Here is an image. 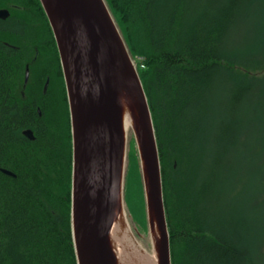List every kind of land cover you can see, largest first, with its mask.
<instances>
[{
  "label": "trees",
  "instance_id": "16d2710c",
  "mask_svg": "<svg viewBox=\"0 0 264 264\" xmlns=\"http://www.w3.org/2000/svg\"><path fill=\"white\" fill-rule=\"evenodd\" d=\"M105 2L147 98L171 264H264V0ZM25 7L42 11L39 0H0ZM5 35L24 36L0 32V264H76L65 107L47 100L42 138L20 140L35 108L12 96L26 49ZM134 146L124 199L145 233Z\"/></svg>",
  "mask_w": 264,
  "mask_h": 264
},
{
  "label": "water",
  "instance_id": "95a60500",
  "mask_svg": "<svg viewBox=\"0 0 264 264\" xmlns=\"http://www.w3.org/2000/svg\"><path fill=\"white\" fill-rule=\"evenodd\" d=\"M39 2L56 43L67 96L76 264H171L151 114L136 64L105 0ZM7 16L0 9V18ZM129 134L138 156L150 250L136 238L124 211ZM115 224L118 243L111 238Z\"/></svg>",
  "mask_w": 264,
  "mask_h": 264
},
{
  "label": "flooded vegetation",
  "instance_id": "af4514ba",
  "mask_svg": "<svg viewBox=\"0 0 264 264\" xmlns=\"http://www.w3.org/2000/svg\"><path fill=\"white\" fill-rule=\"evenodd\" d=\"M0 9L8 11L7 17L0 18V32H21L24 35L20 42L13 41L15 39H11L9 35L4 37L17 44L22 43L23 48L26 49L22 53L25 59L16 90L13 91L12 96L23 107L28 104L33 105L35 118L31 116L30 119L24 120L20 129V140L31 143L42 138L39 124V120L43 116L42 108L46 105L47 100L53 99L65 107V131L62 132L61 137L64 143L69 146L72 154L70 120L63 73L51 28L47 18L42 14L43 9L42 11L39 9L32 11L25 7L17 12L6 8ZM11 13H13L12 19L9 18ZM4 44L9 46L5 40Z\"/></svg>",
  "mask_w": 264,
  "mask_h": 264
},
{
  "label": "rangeland",
  "instance_id": "374dc122",
  "mask_svg": "<svg viewBox=\"0 0 264 264\" xmlns=\"http://www.w3.org/2000/svg\"><path fill=\"white\" fill-rule=\"evenodd\" d=\"M135 63V61H134ZM133 140L132 138V135L129 134L128 135V143ZM134 142V141H133ZM131 145V144H130ZM135 145V144H134ZM254 145V140L252 138V141H251V146L253 147ZM133 146V144H132ZM135 147V146H134ZM130 151H131V147H130ZM128 153H129V148L127 149V158H126V163H125V176H126V172H127V167H128V163H129V159H128ZM138 165H139V162H138ZM140 169V168H139ZM142 182V181H141ZM124 188H125V177H124ZM124 211H125V214H126V218H127V221H128V224L131 228V230L133 231L134 235L136 236V238L139 240V242L143 245V247L146 249V250H150V240H149V236H148V230L143 233V229L140 228L138 222L135 220V222L133 221L131 215L128 213V210L126 208V206H128V208H131L130 205L126 204L125 202V199H124ZM136 213V211H135ZM147 222V221H146ZM147 228V227H146Z\"/></svg>",
  "mask_w": 264,
  "mask_h": 264
},
{
  "label": "bare ground",
  "instance_id": "6f19581e",
  "mask_svg": "<svg viewBox=\"0 0 264 264\" xmlns=\"http://www.w3.org/2000/svg\"><path fill=\"white\" fill-rule=\"evenodd\" d=\"M131 141L128 143V148H129V151H130V147H131ZM138 157V156H137ZM118 226L115 224V226L113 227V230L111 232V238L114 242H117L118 243ZM143 246V245H142ZM146 262L147 260H150V259H144Z\"/></svg>",
  "mask_w": 264,
  "mask_h": 264
}]
</instances>
